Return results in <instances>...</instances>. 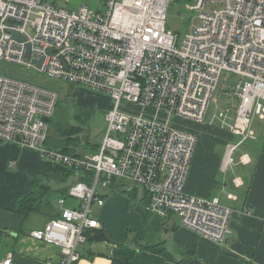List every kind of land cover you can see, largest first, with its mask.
Returning a JSON list of instances; mask_svg holds the SVG:
<instances>
[{"label":"built area","instance_id":"2783aa9c","mask_svg":"<svg viewBox=\"0 0 264 264\" xmlns=\"http://www.w3.org/2000/svg\"><path fill=\"white\" fill-rule=\"evenodd\" d=\"M173 1L105 0L102 10H69L48 0H0L1 61L112 100L98 151L65 155L45 146L44 120L53 117L58 93L0 73V140L75 172L67 193L75 204L61 209L66 201L57 199L60 216L29 233L59 250L47 264H76L89 232L101 228L94 210L103 207L104 193L131 186L147 196L153 216L219 244L229 235L230 207L185 192L198 138L170 120L204 123L225 72L239 82L214 120L238 141L226 147L222 170L238 146L256 139L252 119H264V0H194L187 8L197 21L180 42L166 27ZM206 4L221 8L205 13Z\"/></svg>","mask_w":264,"mask_h":264},{"label":"crops","instance_id":"0c3cea01","mask_svg":"<svg viewBox=\"0 0 264 264\" xmlns=\"http://www.w3.org/2000/svg\"><path fill=\"white\" fill-rule=\"evenodd\" d=\"M218 126H202L199 148L191 163L185 192L201 198H216L233 210L226 241L219 244L180 226L174 219L162 220L157 241L169 258L162 253L140 250L134 255L132 264H187L198 261L202 264H264V135L246 149L242 163L237 171L232 170L234 177L228 181L223 174L228 168L222 170L226 152L224 143L218 157L209 155V144L219 139L213 135L215 133L227 134L226 141L229 143L238 140L228 131L219 130ZM188 132L196 133L194 129ZM245 157L247 162L242 160ZM41 160L37 151L0 140V230L13 234H0V241L4 236L11 240V249L0 255V262L7 254L13 256L11 264H47L60 257L56 247L27 235L29 231L43 228L47 223L44 215L33 214L23 224L22 217L11 211L17 196L32 190ZM214 160L216 164L213 165ZM126 200L108 199L103 207L95 208V215L99 221L101 218L107 240L91 241L81 246L78 250L80 259L76 264L112 263L115 245L122 243L127 234L137 230L139 225L137 217L127 211ZM57 211L60 212V209Z\"/></svg>","mask_w":264,"mask_h":264},{"label":"rangeland","instance_id":"374dc122","mask_svg":"<svg viewBox=\"0 0 264 264\" xmlns=\"http://www.w3.org/2000/svg\"><path fill=\"white\" fill-rule=\"evenodd\" d=\"M52 4H56L57 6L60 7H65L68 8L69 10H74L77 7L80 6H88L92 10H102L103 9V3L105 0H48ZM194 4V0H175L172 3H170L168 12H167V29L174 32L175 34L178 35L179 42L182 40L183 36L190 32L191 28L193 27L194 23L197 21V13L192 12L188 10V6H191ZM221 7L220 5H212V4H206L203 8V12L205 13H210L215 10H219ZM27 32L29 34H33V31L30 26L26 28ZM0 73L8 75L10 77L19 79L24 82H28L31 84H35L44 88H48L50 90H53L58 93V103L55 108V113L53 117L51 118L50 122V139L54 140V128L53 124L57 122L60 119V122L62 124L67 126L71 125H77L73 121V116L76 114H80L81 112L85 110L92 109L93 111V118H89V120L86 118L84 121H87L85 125H83L82 131L78 134V138L80 139V143L75 145L73 148H77V152L81 151V154L83 157L90 156L94 154L95 150H92L91 146L96 145V143H100V139L102 137L103 129L105 126L104 123V115L105 113L111 108V103L112 100L110 96L107 93L104 92H96L93 90H89L86 88H81V87H74L69 85L68 83H65L62 80H57L53 78H49L48 76L41 74L37 71L34 70H27L25 68H22L20 66H16L13 64H8L5 63L4 61L0 60ZM230 77L228 80L226 79L225 72L221 74V77L218 81L216 90L213 93V100L215 99L217 101V105L212 101L209 104L207 114L204 120L203 124H196L193 122H183L180 120L176 119H171L170 122L177 127H180L182 129H185L187 131L194 129L196 131V135L198 138V146L196 148V151L199 148V141L201 139V129L202 126H214V128H217L218 123L217 121L214 120V115L217 113L218 110L226 107L229 104V98L231 95V87H233L237 82H239V78L233 77L229 75ZM264 106V102H262ZM217 106V108H216ZM134 113H138L139 110L137 108L132 109ZM86 116L83 114L82 118L84 119ZM82 120V122H84ZM87 125V127H86ZM219 130H222L218 126ZM252 130L255 134V140L254 141H248L244 145L238 146L233 153L231 154V159L233 161L232 165L228 167V170L226 173H223L224 175L226 174L227 180L231 181L232 178L234 177V174L232 173V170L237 171L238 166L242 163L241 158L243 153L246 151V149L251 146L253 143H255L256 140H260L263 138L264 135V119H261L258 115H255L252 119ZM223 131V130H222ZM226 132V131H223ZM88 134V137H86ZM200 134V135H199ZM215 137L219 138L215 142L213 141L212 144H209V155L210 156H217L218 157V152L223 149L222 144L224 143L225 148L230 145L232 142L226 141V137L228 136L227 134H221V133H215L213 134ZM49 136V135H48ZM211 136V134H210ZM49 138V137H48ZM228 139V138H227ZM236 141V139H235ZM234 141V142H235ZM49 143V142H48ZM47 144V140L45 145ZM91 144V145H90ZM77 146V147H76ZM79 146V147H78ZM216 164V160L213 161V165ZM191 168V166H190ZM74 179V178H73ZM72 178H69L65 181L62 182H57L54 180L46 181V182H41V185H49L52 190H55L54 193L57 194V196H53L52 198V204L57 211V209H60V207L56 204V200L59 198H64L66 201L65 206H62L61 209L63 208H68L71 207L72 205L75 204V200H72L67 197H63L62 194H65L68 187L73 181ZM131 195H134L135 199L137 200H142V204L138 203V206L144 207L146 204V210H147V203H146V197H140L138 193V189L132 186L130 187ZM104 203L107 202L106 200L108 199H123L127 201V211L134 215L129 208H128V197L126 194L116 192V193H110L106 194ZM226 197V196H225ZM145 199V200H144ZM44 200V197L43 199ZM42 207V205L40 206ZM139 207V208H140ZM43 208V207H42ZM41 212L43 209H40ZM44 212V211H43ZM148 212V211H147ZM135 216V215H134ZM96 219L99 218L96 217ZM101 222V218L100 221ZM37 226V223L35 222L34 224ZM3 240L0 241V255L6 251V249H11V240L9 237L4 236L2 237Z\"/></svg>","mask_w":264,"mask_h":264},{"label":"trees","instance_id":"16d2710c","mask_svg":"<svg viewBox=\"0 0 264 264\" xmlns=\"http://www.w3.org/2000/svg\"><path fill=\"white\" fill-rule=\"evenodd\" d=\"M79 112L80 114H76L75 116H73V121L77 124L76 126H67V124L64 125L62 124V122H60V119L53 124V128L55 130V139H50L49 130V138L47 137V144L45 145L47 149L59 151L65 155L76 157L82 156L81 151L77 152L78 149L73 147L77 145V143H80L78 134L82 131L83 125H85L90 117L93 118L94 115L92 109L90 108L89 110H85L83 112H81L80 110ZM83 114H85L86 116L84 119L82 118ZM86 118L88 120L84 121ZM82 120L84 122H82ZM50 122L51 119L49 121V128L51 127ZM86 137H88V134ZM91 148L92 150H95L94 152L96 153L99 149L98 143H96V145H92ZM68 177L73 179L75 177V172L61 165L54 164L48 160H41L37 170V177L33 182L32 190L27 194L17 196L11 211L22 217L23 224L26 223L33 214L44 215L46 222L59 217L60 213L58 211H55L52 204V197L54 195L57 196V194L54 193L55 190H52L48 184L45 186L41 185V182L50 180L62 182L67 180ZM115 186L116 182L113 181V183H111L110 185L111 191L114 190ZM68 189L65 194H62L63 197H67ZM130 190L123 189L121 193L127 195L129 200L128 208L137 217L139 225L137 230L127 234L125 240L122 243L115 245L111 264H132L134 255L140 250L162 253L167 258H169L168 254L163 252V249H161V244H159L157 241V233H159L162 227V219L147 212L146 204L144 207L138 206V203L142 204V200L135 199L134 195H131L133 193H131ZM113 193L116 192L113 191ZM43 197L44 200H42ZM145 201L146 203H148L147 199ZM41 205L43 208L40 207ZM40 209H43L44 212H41ZM21 231L24 230L21 229ZM29 233L30 231L27 233V235H29ZM103 240H107V238L101 226L100 229L92 230L91 232H89L87 243L91 241ZM187 264H202V262L198 261ZM247 264L253 263L248 262Z\"/></svg>","mask_w":264,"mask_h":264},{"label":"water","instance_id":"95a60500","mask_svg":"<svg viewBox=\"0 0 264 264\" xmlns=\"http://www.w3.org/2000/svg\"><path fill=\"white\" fill-rule=\"evenodd\" d=\"M20 40H22V39L20 38ZM27 57H29V52L27 53ZM41 62H42V60L37 61V62H36V65L39 67L40 64H41ZM44 121H45L46 123L49 122L48 119H45ZM0 234H3V235H13L12 232H9V231H2V230H0Z\"/></svg>","mask_w":264,"mask_h":264}]
</instances>
